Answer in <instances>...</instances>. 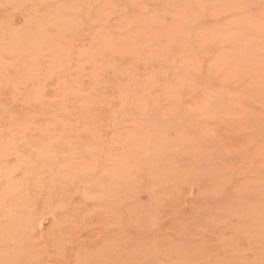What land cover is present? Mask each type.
<instances>
[{
  "label": "rangeland",
  "instance_id": "1",
  "mask_svg": "<svg viewBox=\"0 0 264 264\" xmlns=\"http://www.w3.org/2000/svg\"><path fill=\"white\" fill-rule=\"evenodd\" d=\"M251 1L264 9V0ZM117 2L125 21L141 12L135 0ZM145 5L172 22L174 7ZM199 14L195 25H182L187 32L166 39L170 59L111 52L102 59L93 51L101 30L117 40L125 23H94L93 0H0V264H264V207L256 206L264 136L235 116L206 123L214 138L202 134L195 101L204 82L220 87L224 77L211 63L231 52L207 41L194 49L195 68L178 58V43L218 23ZM148 35L120 44L155 45ZM160 68L170 73L164 84L170 77L197 89L186 88L175 105L145 103L152 84L144 77ZM122 93L143 102L126 104ZM223 94L205 105L217 110ZM243 106L260 111L254 100ZM218 140L232 152L211 179L202 143L215 148Z\"/></svg>",
  "mask_w": 264,
  "mask_h": 264
},
{
  "label": "bare ground",
  "instance_id": "2",
  "mask_svg": "<svg viewBox=\"0 0 264 264\" xmlns=\"http://www.w3.org/2000/svg\"><path fill=\"white\" fill-rule=\"evenodd\" d=\"M135 1L141 4V12L139 15H133L130 20L125 21L126 19L121 15V13L118 12L117 0H93V5L96 6L97 12L96 17H94V23L108 24L110 21H116V23H119L120 25L125 23V27H119L122 35L118 37L117 40L109 31L105 30V28L101 30V41H98V44L93 50L95 54L99 53L102 56V59H105V56H107L110 52L113 53V55H128L132 57L138 55V53L141 55L146 54L148 56L150 54L152 56L161 54L165 58L167 56V58H169L170 49L163 45L167 41L166 39L168 38V40H170L174 37V34L187 32L185 31V29H183L182 25L184 23H193L195 25L199 21L196 16H199L200 12L205 11L211 14L212 17L216 18V20H218V23L213 24V26H209L205 29H197L192 31V34L197 37L195 40H197L198 42L194 40L193 42L185 41L184 43L177 44V46L182 50L178 58L189 64L191 68L192 66L194 67V49L198 44L204 47L208 41L214 46L218 47V52H231V54L224 57V59L219 60L217 58H214L211 63L212 67H214L213 69H215L214 71L216 72V74L220 76L222 75L224 77V79L220 83V87L215 88L214 85L212 86L209 83L204 82L202 84V90L204 93L202 95V99H200V101H195V109H202V134H206L210 138H214V136L217 135V132H214L213 128H209L206 123L211 120L217 119L218 117L235 116L242 121V127L246 128L250 132V134H254L255 136H258V138H260V136H264V61L262 60V58L264 59V9L253 5L251 0H215L214 2H209L207 0H158L159 2H163L164 4L174 7L175 9V13H173L171 16L172 22H167L165 17L161 15L164 14V12H150L149 10H146L145 0ZM93 10L94 9L92 8L91 14ZM246 14L247 16L252 17V19H248ZM227 15H229V18H227ZM72 21L74 22V20ZM251 25L253 27V30H251L252 34L250 33V35L249 32ZM139 26H144L145 28H140V30H133L134 27ZM148 32V38L150 40L149 42H152V40L154 41L155 45L153 46L142 44L126 49L120 44L124 41H127V43L132 42L134 44H140L139 40L145 37ZM174 61H176V59H174ZM147 74L148 75L144 77V81L148 84H152L150 85V87L146 86V88L148 87V94H150L152 98L150 100H147L145 103L154 101V103L169 102L175 105L180 102L182 92L186 88H191L193 90L197 89V87L193 86H178L177 84H174L170 81V77L168 80H166V84H164V82L161 81L160 78L168 77L170 73L165 72V70L161 68L160 71L154 70L150 74ZM174 75L176 74L171 75L172 78L174 77ZM230 82H240L238 85L239 88L233 90L231 88L232 85H229ZM158 85L162 88L161 90L156 87ZM218 92L225 93L223 95L227 99L222 106H220L217 110L212 111L205 105V102L209 99L213 100V96L215 94H218ZM122 100L126 104L143 102L138 101L135 98H131L128 93H122ZM249 100H254L256 105L260 107V111H251L249 108H245L243 105ZM14 113H16V111H14ZM182 129L184 130V128ZM176 134H179L177 133V130ZM218 141L220 147L218 146L215 148L202 143V161L211 164L210 169L208 170L211 179H217V174L220 173V171H223L224 167H226L224 165V155L228 154L229 156V153L232 152V149H230L224 141ZM204 143L206 142L204 141ZM261 152L264 153V144L261 146ZM181 155L182 154H180V156ZM192 155L194 156V154ZM231 156L233 157V155ZM235 157H237V155H235ZM235 157H233V159ZM178 159L182 160L181 158ZM255 159L256 157L254 158L253 162L250 163L254 165ZM189 160L191 159H188V161L186 162H190ZM238 161H236V163H238ZM227 162H230V160ZM257 162L258 161L256 160V164ZM259 163L264 167V154L262 157H259ZM174 164L176 163L174 162ZM221 164L223 166H220ZM215 167L218 168V170H215ZM150 174L153 175L152 173ZM262 183H264V180L263 182L261 181V185H263L264 187V184ZM256 206L259 207L260 210L262 207H264V196L262 197V200L256 204ZM261 218H264V216H261Z\"/></svg>",
  "mask_w": 264,
  "mask_h": 264
}]
</instances>
